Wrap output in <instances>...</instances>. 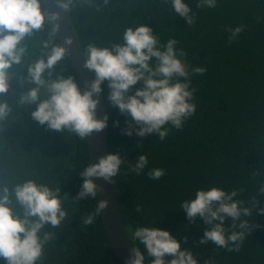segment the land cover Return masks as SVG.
<instances>
[{
    "label": "trees",
    "instance_id": "16d2710c",
    "mask_svg": "<svg viewBox=\"0 0 264 264\" xmlns=\"http://www.w3.org/2000/svg\"><path fill=\"white\" fill-rule=\"evenodd\" d=\"M185 2L194 15L190 25L186 18L175 15L171 0H75L65 14L83 49L89 42L102 47L122 42L128 26L144 23L162 44L171 38L178 40L177 49L186 53L184 60L190 70L198 65L207 69L203 75L191 76L197 112L182 129L172 128L163 141L158 133L126 135L123 130L131 118L118 106L110 109L108 149L124 160L115 178L120 216L138 247L142 245L133 240L134 229L155 221V227L170 230L183 248H192L199 264H264V213L255 212L257 204L264 209V192L258 193L259 185L264 184V0H217L214 8H200L199 0ZM241 24L244 31L229 43L228 29ZM50 28L24 42L28 45L24 62L13 67L11 87L0 94V101L11 107L0 122V184L11 186L33 179L60 187L61 197L67 194L63 206L69 215L59 228L45 226L44 231L55 235L46 244L40 264H125L111 247L101 214L92 224H83L98 201L75 200L83 183L79 172L91 162L89 140L39 124L31 115L39 102H19L31 86L27 66L39 59L41 42L50 38ZM56 41L60 42L57 37ZM57 74L74 76L79 82L69 57L50 78ZM140 86L142 82L133 91ZM103 87L109 113L108 81ZM140 154L147 155L148 165L137 175L128 169ZM154 168L165 170L159 180L148 176ZM213 186L238 190L236 199L253 209L246 218L251 230L239 252L217 248L211 242L199 244L208 225L199 217L190 222L180 208L198 189ZM137 205L142 207L140 212ZM226 223L230 225L231 220ZM145 255L146 264H151ZM0 264L6 261L0 258Z\"/></svg>",
    "mask_w": 264,
    "mask_h": 264
},
{
    "label": "clouds",
    "instance_id": "9594fccd",
    "mask_svg": "<svg viewBox=\"0 0 264 264\" xmlns=\"http://www.w3.org/2000/svg\"><path fill=\"white\" fill-rule=\"evenodd\" d=\"M164 2L168 3V0ZM57 3L67 14L75 0H57ZM43 4L44 0H0V94L8 93L14 77L13 67L24 62L28 51L24 42L56 22L50 28V38L41 42L39 59L27 66V80L31 86L19 98L21 104L39 102L31 113L39 124L51 130H67L81 140H88L106 128L110 109L118 106L122 114L131 118L129 126L123 130L126 135L135 133L144 137L158 133L159 140L163 141L172 128L182 129L197 112L196 89L191 87V76L203 75L206 67L198 65L190 70L184 60L186 53L177 49L178 40L171 38L162 44L151 26L144 23L128 26L122 42L111 46L88 43L83 66L94 71L95 78L86 82V89L82 90L74 76L57 74L50 78L69 56L73 41L71 37H66L63 43L56 41L61 13L50 12ZM216 4L217 0H199L200 8H214ZM170 6L176 16L186 18L187 24L195 22L193 11L185 0H171ZM244 28L243 24L229 28L228 42L235 41ZM105 81L110 89L107 95L109 113L100 118L99 94L104 91ZM141 82L142 86L133 91ZM10 111L8 102L0 101V122ZM123 164L120 153L109 152L79 172L83 183L75 200L92 198L98 201L95 211L83 219L84 225L92 224L110 203L108 198L98 199L103 185L98 184L96 178L113 183ZM147 165V155L140 154L128 171L139 175ZM164 174L163 168L148 171L153 180H159ZM59 192L60 187L53 188L33 179L11 186L0 184V258L6 264H40L46 244L55 235L52 231H44L45 226L59 228L69 215L63 206L67 194L61 197ZM260 192H264V184L259 185ZM238 194L236 189L228 191L213 186L198 189L192 198L182 202L180 208L190 222L195 223L199 217L208 225L199 244L211 242L217 248L240 251L251 230L246 218L253 214V209L236 199ZM136 210L140 212L141 205H137ZM255 212L264 213V209H259L257 204ZM228 220H231L230 225L226 223ZM154 222L134 229L133 240L142 247L132 243L125 264H146L145 253L151 258V264H199L192 248H183L182 242L170 230L155 227ZM187 239L185 237V241Z\"/></svg>",
    "mask_w": 264,
    "mask_h": 264
},
{
    "label": "water",
    "instance_id": "95a60500",
    "mask_svg": "<svg viewBox=\"0 0 264 264\" xmlns=\"http://www.w3.org/2000/svg\"><path fill=\"white\" fill-rule=\"evenodd\" d=\"M44 6L50 12L59 11L60 15V30L56 37L61 43L66 37H71L73 43L69 47V58L78 74L80 86L83 89L87 88V81L95 78L94 71H89L84 68L83 62L86 59L84 49L79 40L74 35L70 28L66 15L60 9L57 0H44ZM52 22L51 27L55 25ZM100 105L98 107V117L103 118L106 112V105L103 92L99 94ZM90 160L95 163L101 155L109 153L108 149V125L100 133H94L89 139ZM113 183H108L102 178H96L98 184L103 185V190L98 192V199L108 198L110 203L107 208L102 210L101 217L108 240L115 254L125 263L130 256V251L133 248L132 242L126 232L123 221L119 212L118 192L116 188L115 177Z\"/></svg>",
    "mask_w": 264,
    "mask_h": 264
}]
</instances>
